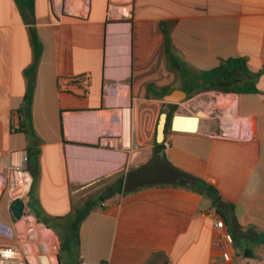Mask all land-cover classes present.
Segmentation results:
<instances>
[{
    "label": "crops",
    "instance_id": "crops-1",
    "mask_svg": "<svg viewBox=\"0 0 264 264\" xmlns=\"http://www.w3.org/2000/svg\"><path fill=\"white\" fill-rule=\"evenodd\" d=\"M56 1L60 12L55 0H33L29 14L0 0V172L11 152L27 155L32 184L21 219L67 235L73 209L91 206L74 264H264V238L258 243L255 233H264V0ZM116 5L130 12L128 50L117 55L108 19ZM162 24L177 68L167 64ZM32 35L41 54L29 69ZM232 57L257 75V93L192 99L201 106L203 94L232 97L250 134L226 137L222 123L219 130L199 119L195 132L170 130L156 148L157 122L144 112L163 102L147 99V86L186 91L198 72ZM83 73L91 75L88 94L59 88ZM30 85L29 118L12 132L9 113L23 110ZM185 174L216 190L217 209ZM11 206L0 191V221L15 225ZM216 216L251 258L234 245L230 262L214 252ZM9 243L0 237V246Z\"/></svg>",
    "mask_w": 264,
    "mask_h": 264
},
{
    "label": "trees",
    "instance_id": "trees-1",
    "mask_svg": "<svg viewBox=\"0 0 264 264\" xmlns=\"http://www.w3.org/2000/svg\"><path fill=\"white\" fill-rule=\"evenodd\" d=\"M14 4L20 10V12H25L32 14L33 11V0H13ZM162 33L164 36V50L166 55L167 64L169 66L172 65L173 68H177L181 66V64L176 60L171 52V44L169 38V28L165 25H161ZM32 52H33V63L29 66V69H33L39 59L41 54V45L37 41L36 37L32 35ZM256 74L252 73L245 62L244 59L239 57L227 58L221 63L212 69L200 71L196 74L194 78V82L191 84L190 88L186 87L185 92L189 97H192L198 93L213 91L222 94H236V95H251L257 93V89L255 86ZM155 90V93L151 94V90ZM172 87H154L151 85L147 86L146 98H155L161 99L164 94L171 92ZM31 94L32 89L31 85L28 86L27 92L24 98V108L20 112L23 113L24 119L29 118V108L31 102ZM162 105L169 109V112H173L175 109L174 104L162 103ZM169 112H167V123L165 126L164 133L170 131V118ZM24 122V121H23ZM154 146L156 148L162 147V143H155ZM184 174V173H183ZM188 176L193 182V189L200 195L207 197L210 200L211 206L217 209V205L222 201L218 196L216 190L204 182L201 179L194 178L188 174ZM229 209H232L231 204H227ZM91 209V206H82L79 208H74V218L68 225L67 235L65 240H60V250H67L70 254H76L77 244H78V226L84 216ZM218 214L224 219V215L217 211ZM236 230L242 235L245 232H241L239 226L236 225ZM248 231H251L249 229ZM257 236H259L258 243L261 241V238H264V233L256 232ZM232 243L236 250L242 251V256L244 258H251L252 252L248 247H243L240 249L239 240L236 238L232 239Z\"/></svg>",
    "mask_w": 264,
    "mask_h": 264
},
{
    "label": "built area",
    "instance_id": "built-area-1",
    "mask_svg": "<svg viewBox=\"0 0 264 264\" xmlns=\"http://www.w3.org/2000/svg\"><path fill=\"white\" fill-rule=\"evenodd\" d=\"M56 10L60 12L63 6L56 1ZM66 9L67 5L64 4ZM91 75L83 73L77 77L60 80L59 88L72 85L82 91L83 94H88ZM127 109L122 110L124 115ZM24 121L22 112L12 110L9 113V128L12 132L19 131ZM224 131L222 135L231 137L233 130L231 123H222ZM244 133L248 135L247 131ZM243 133V135H245ZM240 138H246L245 136ZM237 137V135H235ZM9 162L2 168L0 172V191L4 194L7 202L12 205L16 200L23 202L27 198L31 184L32 177L27 169V155L24 152H11ZM23 218V216H22ZM213 229L215 235L212 239V249L216 252L223 262H230L233 255L232 237L225 230L223 220L220 217H215L213 220ZM22 219L18 220L15 225L6 224L0 221V237H4L10 241L9 244L0 246V264H37L36 252L47 253L46 241L43 240L47 228L38 224L39 232L37 233L31 226L27 228L22 227Z\"/></svg>",
    "mask_w": 264,
    "mask_h": 264
},
{
    "label": "rangeland",
    "instance_id": "rangeland-1",
    "mask_svg": "<svg viewBox=\"0 0 264 264\" xmlns=\"http://www.w3.org/2000/svg\"><path fill=\"white\" fill-rule=\"evenodd\" d=\"M124 13L127 15H124ZM129 18H130V12L127 10V8H122L121 6H117V5L110 8L108 19H109V23L113 25L112 29L116 33H114V35L109 34V39L110 37L117 39L112 42L114 43L112 45V48L115 51L114 54L116 55L120 53L122 54L123 51L125 52L128 50L129 38H128V41L126 40V42L121 41V35H122L121 29L127 28L129 31V26H128ZM128 31L126 32V35L129 37ZM208 92H212V94H215V95H219V94L226 95L222 93H216L213 91H208ZM195 96H192L189 98L187 96V98L183 102H181L180 104H175V109L171 113L169 112V109L164 107L163 105H161L162 107H160L158 112L156 111L155 107H148V109L144 112L146 114L145 118L146 120H149L150 118L148 117V115L150 116L153 113L154 114L153 122L154 121L157 122L158 117H159L158 115L160 113L169 112L170 116L172 115L193 116L195 115L196 112L202 111L206 114V116L205 117L203 116L200 119L212 118L214 121V126L216 128H219V130H220L221 123H227V122L231 123V127L233 128L232 129L233 133L231 137H235V135H237V137L235 138H240V136L243 135L244 130L247 131L248 135L250 134L249 121L246 120L245 118L241 119L240 117L234 115V112H233L234 100L232 97H226L225 102L224 101L222 102L221 101L222 96H219L218 100L214 101V98L211 95L203 94L196 101L199 102L202 99H204L206 101V105L198 106L194 104L193 99H192ZM167 133L168 131L166 132V134ZM31 212H34V211H31ZM21 224L23 228H27L28 226H31L34 230L37 231V233L40 231L39 228L37 227L39 222L35 220L33 217L28 216L25 219H22ZM50 226L54 230H56L53 224H50ZM56 231L57 232H52V231L44 232L42 237H43V240L46 241V249H48L49 252L42 253V252L37 251L35 255V258L37 257V261H38L37 264H45L44 262L47 263V261L43 257H47L49 264H74L76 260V254H70L65 249L60 250V240L62 241L65 240V237H66L65 233L62 232L61 230L59 231L56 230Z\"/></svg>",
    "mask_w": 264,
    "mask_h": 264
},
{
    "label": "water",
    "instance_id": "water-1",
    "mask_svg": "<svg viewBox=\"0 0 264 264\" xmlns=\"http://www.w3.org/2000/svg\"><path fill=\"white\" fill-rule=\"evenodd\" d=\"M187 98V94L184 90L174 89L171 92L164 94L161 97L163 103L168 104H180ZM205 117L206 114L202 111H198L193 116L172 115L170 118V130L174 132H195L198 126L199 119ZM186 119L191 120L187 122ZM167 113H160L156 127H155V141L160 143L164 138V130L167 123ZM24 202L22 200H16L10 207V214L13 220H20L23 216Z\"/></svg>",
    "mask_w": 264,
    "mask_h": 264
},
{
    "label": "bare ground",
    "instance_id": "bare-ground-1",
    "mask_svg": "<svg viewBox=\"0 0 264 264\" xmlns=\"http://www.w3.org/2000/svg\"><path fill=\"white\" fill-rule=\"evenodd\" d=\"M124 15H127V14H125L124 13ZM122 31V35H121V41H123V42H126V40L128 41V36L126 35V32L128 31V29L127 28H123V29H121ZM114 33H116L114 30L112 31V34L114 35ZM119 36H120V34H119ZM114 37V36H113ZM119 39V38H118ZM110 40L111 41H114V40H117V39H114V38H112V37H110ZM122 45V44H121ZM121 47V46H120ZM127 47V46H126ZM123 48H124V46H123ZM119 51V50H118ZM121 54V53H120ZM125 55V54H124ZM122 56V55H121ZM122 59V58H121ZM120 59V60H121ZM123 63V62H122ZM125 64V63H124ZM126 67V66H125ZM226 97H221V101L223 102H225V99ZM232 103V102H231ZM183 116V115H182ZM123 120H124V125L123 126H125V128H126V124H127V114L125 113L124 114V116H123ZM187 120V122H191V120H189V119H186ZM125 128L123 129V130H125ZM233 129V128H232ZM49 252V251H48ZM47 252V253H48ZM46 261H47V263L46 262H44L45 264H49V261H48V259H47V257H43Z\"/></svg>",
    "mask_w": 264,
    "mask_h": 264
},
{
    "label": "flooded vegetation",
    "instance_id": "flooded-vegetation-1",
    "mask_svg": "<svg viewBox=\"0 0 264 264\" xmlns=\"http://www.w3.org/2000/svg\"><path fill=\"white\" fill-rule=\"evenodd\" d=\"M168 115V114H167Z\"/></svg>",
    "mask_w": 264,
    "mask_h": 264
}]
</instances>
